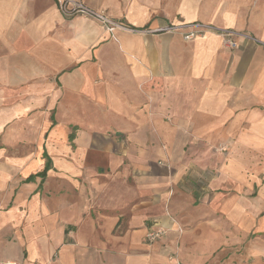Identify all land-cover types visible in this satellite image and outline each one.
Here are the masks:
<instances>
[{"label":"crops","instance_id":"1","mask_svg":"<svg viewBox=\"0 0 264 264\" xmlns=\"http://www.w3.org/2000/svg\"><path fill=\"white\" fill-rule=\"evenodd\" d=\"M82 2L124 29L0 0V264L219 261L264 211V0Z\"/></svg>","mask_w":264,"mask_h":264},{"label":"rangeland","instance_id":"2","mask_svg":"<svg viewBox=\"0 0 264 264\" xmlns=\"http://www.w3.org/2000/svg\"><path fill=\"white\" fill-rule=\"evenodd\" d=\"M221 145L222 144H219L218 146L213 147V152H226V148ZM199 185H202V182L199 183ZM204 185L205 184H203V186ZM261 185H264V182H262ZM259 189L260 186L256 190H253L254 193L257 194ZM240 200L246 201L249 199L244 198ZM210 209L211 210L205 215L206 218L204 217L205 219L203 221L211 222L215 215H218V217L220 216L222 220L225 219L223 215L218 214V212L217 214H214L213 209ZM250 216L251 217L248 219V222L251 219L250 227L248 229L238 228L235 231V240H233L232 243H229L228 229L224 231V234L222 233L226 239V244L221 245V247L218 249L219 253H217L214 257L220 258V260L213 261V259L210 258V260L205 264H264V259L258 252V250L261 249V242L264 241V228H261L260 224L261 220L264 218V211H262V213L258 212ZM154 231L158 232L159 234V237L156 240L166 238V229L159 227ZM179 231L180 230H178V232Z\"/></svg>","mask_w":264,"mask_h":264},{"label":"built area","instance_id":"3","mask_svg":"<svg viewBox=\"0 0 264 264\" xmlns=\"http://www.w3.org/2000/svg\"><path fill=\"white\" fill-rule=\"evenodd\" d=\"M60 13L66 17H76L81 16L84 18H88L94 21L99 22L105 30L109 33H113L116 30H122L124 27L111 19H109L102 11H98L92 9L85 5L82 0H54ZM187 31L182 33V39L184 41H192L198 37H202L206 33H216L222 41L223 46L228 49H235L237 47L234 37L235 33L225 30V29H214L210 25L202 24V23H193L187 25ZM179 30V27L173 26L163 29L164 32H173ZM159 237L158 232L154 230H149L145 238L148 242H153Z\"/></svg>","mask_w":264,"mask_h":264}]
</instances>
